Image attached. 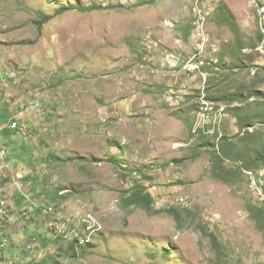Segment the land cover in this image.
<instances>
[{
    "label": "rangeland",
    "instance_id": "1",
    "mask_svg": "<svg viewBox=\"0 0 264 264\" xmlns=\"http://www.w3.org/2000/svg\"><path fill=\"white\" fill-rule=\"evenodd\" d=\"M0 141L5 264H264V0H0Z\"/></svg>",
    "mask_w": 264,
    "mask_h": 264
},
{
    "label": "trees",
    "instance_id": "2",
    "mask_svg": "<svg viewBox=\"0 0 264 264\" xmlns=\"http://www.w3.org/2000/svg\"><path fill=\"white\" fill-rule=\"evenodd\" d=\"M67 10L65 8L59 10L57 13L58 15H61V14H64ZM54 16H46V15H42V18L39 22H37V28L38 30H41L42 27L49 23L52 19H53ZM231 18V17H229ZM225 20L227 21V17H225ZM254 96H258V94H253ZM253 95H250V96H253ZM253 118V117H252ZM251 117L250 118H246L248 122H253L254 119H252ZM242 121V120H241ZM241 121H240V125L242 128L244 127H248V126H243L241 124ZM192 131V129H191ZM220 148L221 150L224 152L226 151L227 147L230 145V142L228 140L227 137H221L220 138ZM263 147H264V143H263ZM226 156V154H225ZM233 157V156H231ZM236 158H238V162L241 161L242 164H244V156H242V154L240 155H236ZM254 161H256L258 164H263L264 165V154L261 155V153L257 154L254 158ZM251 163L249 162L248 164H245L249 170H257V169H252L249 165ZM243 166V165H242ZM242 166H237L239 169L242 167ZM215 176L220 179L221 181L223 182H227L229 185L232 184V177L233 175L235 174L234 172H230L229 170H227L224 166H223V162L220 161L218 158L217 160L215 161ZM235 170V169H234ZM235 177V175H234ZM263 193H264V190H263ZM127 205H130V206H135V207H138L140 209H143L144 211H146L147 214H153L154 213V209H153V199H152V196L147 192V190H145L142 186L136 188L134 191H131L130 192V196L129 198L127 199ZM260 207V208H259ZM171 211V210H170ZM171 215L172 214H175L173 211L170 212ZM249 213L251 215V218L255 219V220H260L262 219V215H264V203L261 204V206H255V205H251L250 206V209H249ZM177 215V214H175ZM175 220H178L177 218ZM212 242L215 244L216 240L214 237H212Z\"/></svg>",
    "mask_w": 264,
    "mask_h": 264
},
{
    "label": "built area",
    "instance_id": "3",
    "mask_svg": "<svg viewBox=\"0 0 264 264\" xmlns=\"http://www.w3.org/2000/svg\"><path fill=\"white\" fill-rule=\"evenodd\" d=\"M211 118H201L204 124H210ZM11 128L15 130L18 134L21 132L20 128L18 127L17 123H13ZM8 158V152L7 150L0 144V171L9 170L10 169V163L7 161ZM242 163L239 162L238 166H241ZM24 176L20 174H16L14 177H12V182L14 186L22 190L25 186L24 184H21V181L23 180ZM7 212H10L8 203L3 200L0 202V222L5 221L7 222ZM9 247L8 240L5 238H0V260H4L7 254V249ZM32 246L26 245L25 249L27 252H31Z\"/></svg>",
    "mask_w": 264,
    "mask_h": 264
},
{
    "label": "clouds",
    "instance_id": "4",
    "mask_svg": "<svg viewBox=\"0 0 264 264\" xmlns=\"http://www.w3.org/2000/svg\"><path fill=\"white\" fill-rule=\"evenodd\" d=\"M13 123H17L18 124V127L20 128V130H21V132L18 134L15 130H13L12 128V131L14 132V134H16L17 135V137L18 138H22L23 140H25L26 138H25V130L22 128V127H20L19 126V123L18 122H16V121H13L12 122V124ZM12 124H11V126H12ZM0 144L7 150V152H8V158H7V161L10 163V169L9 170H4V171H0V182L1 181H5V182H10V184H12L11 186L16 190V191H18V192H20L21 190H19V189H17L15 186H14V184H13V182H12V177H14L16 174H20V175H22V176H24V178H23V180L21 181V184L23 185H25V172H27V169H25V168H23V167H18L16 164L14 165V166H12V163L14 164V162L11 160V152H9V150L7 149V147L6 146H4V144L2 143V141H0ZM23 189H25V186L23 187ZM3 200H5L6 202H7V200L6 199H1L0 200V202L1 201H3ZM8 203V202H7ZM9 205V204H8ZM10 209V208H9ZM10 212H11V209H10ZM11 214V213H10ZM8 222V221H7ZM2 227L3 226H1L0 225V228L2 229ZM5 235H4V233H2L1 231H0V238H2V237H4ZM6 238V237H5ZM9 248V247H8ZM7 254H6V257H5V259L4 260H0V263H3V264H5V263H7Z\"/></svg>",
    "mask_w": 264,
    "mask_h": 264
},
{
    "label": "bare ground",
    "instance_id": "5",
    "mask_svg": "<svg viewBox=\"0 0 264 264\" xmlns=\"http://www.w3.org/2000/svg\"><path fill=\"white\" fill-rule=\"evenodd\" d=\"M202 107H203V110H204V113L202 115V118H210V115L214 113V107L208 103V102H205V101H202ZM211 123V121H210ZM243 165V164H242ZM241 165V166H242ZM246 170V169H245ZM247 171V170H246ZM249 171V170H248ZM253 172L249 171V175L252 176ZM248 175V176H249ZM45 207V206H44ZM50 208V207H49ZM11 212H7V221H9V219L11 218Z\"/></svg>",
    "mask_w": 264,
    "mask_h": 264
},
{
    "label": "crops",
    "instance_id": "6",
    "mask_svg": "<svg viewBox=\"0 0 264 264\" xmlns=\"http://www.w3.org/2000/svg\"><path fill=\"white\" fill-rule=\"evenodd\" d=\"M15 164H13L12 163V166H14ZM18 166V165H17ZM18 167H20V166H18ZM25 169H27V168H25ZM28 170V169H27ZM12 184H10V182H6V184H5V186H8V187H6V188H4L3 186H1V184H0V194H2V192H8V190L10 191V195L11 196H14V195H17V196H22L21 194H19V192L18 191H16L12 186H11ZM2 229H5V228H3L2 227Z\"/></svg>",
    "mask_w": 264,
    "mask_h": 264
}]
</instances>
